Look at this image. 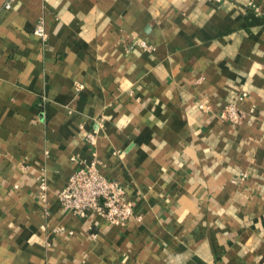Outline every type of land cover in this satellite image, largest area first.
<instances>
[{
    "label": "crops",
    "instance_id": "obj_1",
    "mask_svg": "<svg viewBox=\"0 0 264 264\" xmlns=\"http://www.w3.org/2000/svg\"><path fill=\"white\" fill-rule=\"evenodd\" d=\"M7 1L0 264H264V0ZM91 161L126 225L62 210Z\"/></svg>",
    "mask_w": 264,
    "mask_h": 264
},
{
    "label": "built area",
    "instance_id": "obj_2",
    "mask_svg": "<svg viewBox=\"0 0 264 264\" xmlns=\"http://www.w3.org/2000/svg\"><path fill=\"white\" fill-rule=\"evenodd\" d=\"M14 0H8L5 7L10 8ZM35 33L46 39L45 23L40 20L35 27ZM247 93L239 95L236 101L226 105L221 112L223 120L238 124L243 120L239 103ZM203 106V105H202ZM94 135L88 139L94 143ZM40 189L45 193L47 182L41 179ZM60 205L64 212L72 213L80 218H87L91 213H97L109 223L124 226L135 215V203L127 198L126 188L119 180L104 176L96 161L78 168L68 179L58 193Z\"/></svg>",
    "mask_w": 264,
    "mask_h": 264
}]
</instances>
